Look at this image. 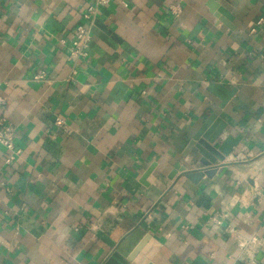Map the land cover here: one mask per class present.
<instances>
[{"label": "crops", "instance_id": "1", "mask_svg": "<svg viewBox=\"0 0 264 264\" xmlns=\"http://www.w3.org/2000/svg\"><path fill=\"white\" fill-rule=\"evenodd\" d=\"M94 1L0 0V264H264V0ZM212 115L240 142L195 181Z\"/></svg>", "mask_w": 264, "mask_h": 264}, {"label": "built area", "instance_id": "2", "mask_svg": "<svg viewBox=\"0 0 264 264\" xmlns=\"http://www.w3.org/2000/svg\"><path fill=\"white\" fill-rule=\"evenodd\" d=\"M112 0H95L93 4L89 5L85 14L84 20L86 23H92L95 16L99 12L101 8L108 6ZM127 7V4H124ZM171 11L174 15L178 16L181 12L179 6L172 8ZM264 19L259 20V24H263ZM90 34L84 24L77 26L73 33V39L70 43V58L72 60H83L88 58V50L90 46ZM65 43V42H63ZM35 82H43L46 79L45 73H40L34 76ZM5 85L3 80H0V90ZM6 106V102L0 96V147H2L6 153L7 157L5 159V164L7 166H11L17 158L21 155L22 151L16 146L15 138L16 132L13 126L7 121L4 116V108ZM57 126H62L63 122L58 119L56 122Z\"/></svg>", "mask_w": 264, "mask_h": 264}, {"label": "water", "instance_id": "3", "mask_svg": "<svg viewBox=\"0 0 264 264\" xmlns=\"http://www.w3.org/2000/svg\"><path fill=\"white\" fill-rule=\"evenodd\" d=\"M219 89L222 90L220 87ZM222 91L226 94L221 98L223 105H225L234 92H226L224 90ZM225 130L226 125L218 120L216 115H212L203 128L194 137L189 145V149L194 147L197 149L200 156L202 157L200 164L204 167V169L196 173L186 174L189 179H196L195 181H197L205 176L212 177L216 171V169L212 167L218 162H224L226 157L230 156L234 148L238 146L240 138L236 139L228 137L220 143V138L222 137Z\"/></svg>", "mask_w": 264, "mask_h": 264}]
</instances>
